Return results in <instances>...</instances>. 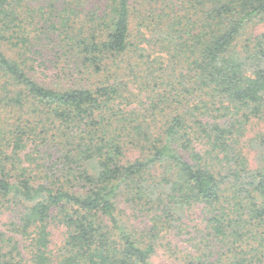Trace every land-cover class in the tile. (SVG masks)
Here are the masks:
<instances>
[{"label": "trees", "instance_id": "16d2710c", "mask_svg": "<svg viewBox=\"0 0 264 264\" xmlns=\"http://www.w3.org/2000/svg\"><path fill=\"white\" fill-rule=\"evenodd\" d=\"M32 1L0 0V207L30 242L0 232V264H264V0Z\"/></svg>", "mask_w": 264, "mask_h": 264}, {"label": "rangeland", "instance_id": "374dc122", "mask_svg": "<svg viewBox=\"0 0 264 264\" xmlns=\"http://www.w3.org/2000/svg\"><path fill=\"white\" fill-rule=\"evenodd\" d=\"M39 1L40 0L30 2L31 7L34 10H37L43 6L44 3L42 4L41 1L40 2ZM92 1L95 2L96 0H91V2ZM36 15H39V14L37 13ZM263 32H264V26L251 28L249 30L248 34L245 35V37H243V39L250 38L252 33L258 35V34H262ZM50 73L51 74H49V76H52L53 72H50ZM259 135H264V123L255 122L250 128L248 137L251 139V138H255L256 136H259ZM25 153H27V152H25ZM21 156L23 157L24 153ZM134 157H135V155L132 154L131 159ZM261 157H264V148H262V147L255 148L254 153H253V157H252L254 165L258 163V161L260 160ZM11 207L12 206L6 207V208L0 207V232H3L8 237H13L16 240H18L20 242V247L22 249V252H23L25 258H29L30 257V253H29L30 242L24 240L22 237L17 236L11 232V230H12L11 224L15 220V216H16V211L14 212L11 209ZM195 214L196 215H194L192 217L190 216L189 218H185V220H184L185 224L182 225V227L184 226L185 232H187L189 230H193L195 225L197 223H199V218L201 219L202 215H203L202 210H200V209H196ZM119 215H120V219H122V221L124 223H126L130 228L134 227V226L137 228H141V227H143V225H147V223H148L144 217L136 215L133 211H131L130 209H128L125 206L121 208ZM193 221H195L196 223H194ZM189 227L190 228L192 227V229H189ZM51 232H52L51 249H52V251H54V254L58 257L60 254V250L64 246V243H65V240L67 237V230L63 226H52ZM172 237H170L169 239H172ZM183 238L188 239L189 236L185 235V236H183ZM184 239L175 240L173 243L174 249L177 248V251H178V249L184 250V249L188 248V245L185 242H183ZM153 263L154 264H179V262H176L174 257L171 256V254H169L168 252H165L164 250H160L158 252V254L153 258Z\"/></svg>", "mask_w": 264, "mask_h": 264}]
</instances>
